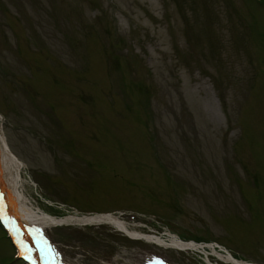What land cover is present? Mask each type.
<instances>
[{"label": "rangeland", "instance_id": "374dc122", "mask_svg": "<svg viewBox=\"0 0 264 264\" xmlns=\"http://www.w3.org/2000/svg\"><path fill=\"white\" fill-rule=\"evenodd\" d=\"M0 130L28 207L163 241L36 228L62 264H264V0H0Z\"/></svg>", "mask_w": 264, "mask_h": 264}, {"label": "bare ground", "instance_id": "6f19581e", "mask_svg": "<svg viewBox=\"0 0 264 264\" xmlns=\"http://www.w3.org/2000/svg\"><path fill=\"white\" fill-rule=\"evenodd\" d=\"M14 157L0 130V219L9 230V237L13 239L15 249L18 248L21 253L29 256V252L31 251V238L28 237V235L35 240H45L44 236L40 235L35 230L36 228L48 226L60 227L72 223L83 224L103 222L112 225L118 232L132 240H144L147 243L162 246L163 241L160 240V238L145 236L131 231L127 228L126 224L118 220L119 218L110 214H101L89 218H55L39 210L37 211L28 207L30 206L29 202L26 200L22 191V185L20 184L21 177L19 174L23 165ZM11 228L16 231L14 238L11 235ZM175 238L174 236L171 237L172 245L182 246L186 249L192 247L190 244L178 243ZM18 250H16V252L19 255ZM34 256L35 254L32 253L30 257L33 258ZM217 257L220 259L219 256ZM222 259V261L230 264H252L243 260L234 259L227 254H225Z\"/></svg>", "mask_w": 264, "mask_h": 264}, {"label": "snow or ice", "instance_id": "6c2138e0", "mask_svg": "<svg viewBox=\"0 0 264 264\" xmlns=\"http://www.w3.org/2000/svg\"><path fill=\"white\" fill-rule=\"evenodd\" d=\"M24 258H25V259H31V257H30V256H27V255H25Z\"/></svg>", "mask_w": 264, "mask_h": 264}]
</instances>
